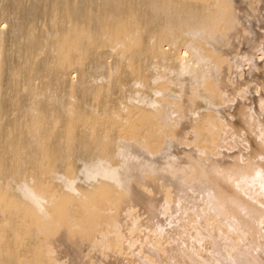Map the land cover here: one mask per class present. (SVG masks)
I'll list each match as a JSON object with an SVG mask.
<instances>
[{"label":"bare ground","instance_id":"1","mask_svg":"<svg viewBox=\"0 0 264 264\" xmlns=\"http://www.w3.org/2000/svg\"><path fill=\"white\" fill-rule=\"evenodd\" d=\"M81 1H83L82 3H84L85 1H88V0H81ZM235 1L236 0H89L88 2H90L89 4L92 5L93 9L90 7V5L87 2L86 3L88 4V6L93 11L89 8L91 11H88V12L89 13L92 12V13H90V15H89V13L86 15V12H85V10L87 9L86 4H85V6L83 5V7H85V8L83 9V7H82L83 10H81L80 9L81 7L79 8L80 5H78L81 2L78 3L75 0H69V1L68 0H59V1L57 0V5L55 8V10H56L55 15H54V18L52 17L53 22L51 23V24H54L55 32L52 34V37H51V40L49 41L50 43L48 44V46H46L47 43L44 44L43 42L39 41L40 38L36 39V38H38L37 37L38 34L35 35L36 32H35V34L33 33V35H32L33 30L31 28H33V27H31V26L36 22V20L38 19L39 15H40V12H41L39 9V6L35 5V3H34V6L30 5L31 8H29L28 10L23 11L20 8L22 10V13H21L22 16L19 19L20 22L31 24V26H30L31 27L30 28L31 33H29L30 37L29 36H28L29 38L27 37V45H26V53H28V56H25V57H27V59H25L26 62L24 64L25 65L24 68L22 67L24 72L27 74L26 75L24 73L25 78H26V76H27V79L33 78V77L35 78V76L36 77L39 76L38 78H40V80H42V79L46 80L47 76L50 77V76L54 75L55 77H57L56 78L57 80L54 83H52V84L48 83L47 84L48 88H50V92H51V93L47 94L48 96L46 94H44L43 92L41 95V93L38 91V86H36L37 88L36 87L34 88L32 85H30V88L32 86L31 89L33 90V88H34V91H36L35 93H37V91H38L41 96L46 95L48 98L46 96L45 97H46V100L48 99V102L51 101L54 104V101H52V100H55V102H58L57 105H59L58 100H60L61 98H58L55 92L60 87H62V88L64 86L69 87L73 83L72 78L75 77V74H79V75L83 76V78H81L80 76L79 77L81 79H84V80H82L79 84L77 82L76 84H78V85L74 86L75 89L74 88L73 89L75 91H78L81 95H83L84 98H86L85 96H87V95H91L92 92L94 91L93 97L95 98V101H96L94 103H97L98 106L100 108H102L103 113L97 115V114H95V111L94 112L90 111L91 113L88 111V112H85L84 114H82L84 111V108H83V111L81 109L82 113H81V111H80V114L75 113V118L73 115V119H74V120L72 119L73 123L70 120L71 118H69L70 121L68 119H66V120H68L67 122H65L66 120L64 121L65 123L71 122V124H66L67 128L69 126V128H68L69 130L64 129V130H68L69 132L64 131L61 128H59L60 131L58 129V132L55 134L54 131L55 130L57 131V129H55L54 131H51L52 128L51 129L48 128V127H52V124L55 121H53L52 124L50 123V126L47 124V126H48L47 127L45 124L46 123L45 119H47L49 117L45 118L46 116L45 117L43 116V114H47V113L49 114L50 111H53V109H52L53 107L51 106L52 110L51 109L49 110L48 109L49 107H48L47 109L49 111L46 113H42V111L44 112L43 107L45 106L44 104H46V101L44 103H42L41 102L42 100H40V102H38L39 100L37 101L36 99H33V100L31 99L32 100V106L31 107L28 106L31 109L30 111L28 109V111L30 112V113L29 112L28 113H29L30 118H31V120H30V118H28L29 119L28 121L31 124L27 125L28 122L26 124H23V122L19 121L22 123L23 126L17 125L19 123L16 124L15 122L18 119L17 120L14 119L15 122L11 123V124H13L11 127H13V128L9 129L10 130V131H8L9 135L7 134L8 139H5V140H7V145H6L7 148L6 149L3 148L2 144L0 142V168H1V166H5V168L3 170H0V183L3 184L4 183L3 180L7 176L15 177L18 181H14V184H11L9 182L8 183L5 182L4 185L0 184L1 185L0 186V209L2 208L3 213L5 212L3 217L5 216V218L7 219L6 227H9L13 231V233H11V234L12 235L14 234V237H15L14 240L18 244H20V245L24 244L23 237L28 233H30L31 235H34V236L41 234V235H43V237L45 236V237H48L49 239L56 241L58 245L60 244L62 247H64V249L70 251V253L74 257V254L76 251V249H75L76 245H74V242L72 240H69V239L62 241L59 237L55 236V230H56L57 226L55 227L56 223L54 222V220L57 221L58 218H61V219L66 218V219L70 220V223H71L70 225H72V227L75 226L79 229L80 234L82 233V235L84 237H86V239H84V240H87L92 246L99 247L102 250H107V249L111 248L109 244L108 245L104 244L105 242H103L102 241L103 239L101 238L102 234H103V231L101 228L102 224H104V223L114 224V221H113L114 217L111 214L109 215L106 212V209L109 207V209L113 212L114 208L117 207V210H118V208H119L118 206H123L122 203L138 202L139 197L137 196V194H136L134 188L131 186L130 182L132 179H135V181L140 182L141 179H140V174H139L138 170L140 168H143L146 171L152 173L154 176H157L163 185L167 186V188L172 189L175 192V194H178L180 197H186L187 196V194H186L187 189H196V190L202 191L203 194L205 195V198L208 200V209L210 211H212L214 214H216L217 217H219V218L229 220V222L231 223L233 228H235L238 231H241L244 234L249 235L252 239L251 247L245 248L241 251H235V252H234V248L232 246L230 248H229V246H224L222 244V242L215 239L213 241L214 252L212 255V260L199 262V261H197V260L195 261L193 259L191 264H264V258H260L254 252L255 244L259 241L260 238H262V236H261L262 233L259 231L258 227H259L260 223L262 221H264V208H262L260 206L259 202H257L254 198H248V197L243 196L241 193V190H240L241 184L246 185L247 181H249L251 183L257 182V184L264 190V163H262L261 160H260V162H258V161H255L251 158V155H252V157L257 156V154H260V153H262V155H263L264 150L260 146H257V144H255L256 146L254 148V152L251 154V152L253 151L252 150L253 147H252V149H251L252 151H249V153L251 155H249V153L247 155L250 157V160H251L250 163L248 164V166H247V164L242 165V166L239 164L238 161L240 159L238 158V156L240 154L238 156H224L223 159L216 161V162H213V163H210L207 166V165H205V163H201L196 158L194 159L192 153L183 152L184 157H182V158H180L181 156L177 157L175 155L176 151L173 154L171 149H170V148H173L172 147L173 145L172 146H171V144L168 145V143H169L168 141L171 138H173L174 135H167L166 134L167 136L166 135L163 136L164 138H162V135H159L158 139L159 138H162V140L164 139L163 140L164 145L168 142L167 143L168 146H163V145L161 146L158 143L160 141H157L158 139L155 140V138H154L156 135L154 137L152 136V134L155 133L154 132L155 128L156 127L158 128V126H156V125L159 122L157 123V121L164 119L163 120V122H164L166 119L167 123H168V121H169L168 119L171 118L170 114H168V112H167L169 109L164 110V108H163V106H165V105H163L161 102L164 100V98L161 99V97L165 96V94L167 92L166 90L170 86L176 85V82L179 85H181L179 87L183 86V88H184L185 83L189 80V79L182 80L179 78H181L182 76L187 78L184 74H186V75L189 74L188 75V77L190 78L189 81L192 84H195L197 86L199 85V87H200L201 85L206 84V83H208V85L211 84V82L213 80H217L216 78L219 77V74H220L219 70H220V67H222L220 65L223 63L222 61L225 60V58L223 57L222 54L228 48L229 44H230V46H232V41L234 40V38L236 36L233 33L234 26L235 25L237 26V24H240V23L235 24L237 21L240 20V19H238L240 14L238 13V16L235 15V12H236V11H234L235 5H236ZM260 1H262V0H260ZM19 2H21V1H19ZM44 2L46 3L47 1L45 0ZM55 2H56V0H55ZM251 3H252V1H251ZM44 4L40 3V5H44ZM261 5L262 4L259 3V5H257L256 7H261ZM19 6L20 5L18 3V7ZM52 6H53V3L51 5V8H52ZM242 7H244V6H242ZM244 9H246V8H244ZM255 11L257 12L258 9H255ZM263 11H264V9H263ZM15 14H17V13H15ZM247 14H248V12H247ZM4 16H3V18H4ZM256 17H257V15H256ZM243 18H245V17L243 16ZM244 20H247L246 23L248 22L247 17ZM251 21L253 22V20H251ZM257 21H256V23H258ZM61 22H63V24H61ZM250 22H249L250 25H248L249 28L247 29V32L249 31L248 34L251 33V36H250L252 38L251 42L252 43H254V42L260 43V45L263 46V49L261 50L263 52V50H264V38H262L261 40L258 38L256 29L253 28L255 25L253 27H250L254 24V23H250ZM21 23L19 24L20 26L22 25ZM44 23H45V21H44ZM20 26H14V27H16V30L15 29L14 30L18 33L21 32V30L23 28ZM26 26H28V25H26ZM44 27H45V25H44ZM4 28H5V30H4ZM258 28L260 30V26ZM6 29L7 28L5 27V25L0 24V30H2V32H0V33H3V30L5 32ZM28 29H29V26H28ZM237 29H238V26H237ZM26 31H25V33H26ZM39 31H43V30H38V32ZM144 31H146V32H144ZM238 31H239V29H238ZM240 31L238 32L239 35L241 33ZM235 32H237V31H235ZM43 33L45 34V32H43ZM144 33H146V34L144 35ZM6 34H7V32H6ZM258 34H259V32H258ZM15 35H16V33H15ZM33 36H34V38H32ZM246 37H245V40L246 39L249 40L248 36H246ZM5 38H7V37H5ZM47 38H49V37H47ZM3 41H4V38H3ZM236 41L238 42V40H236ZM258 43L255 45H259ZM184 44H186L187 47ZM247 44H248V42H247ZM3 46H5V45H3ZM17 46L18 45H16L15 47H17ZM173 46H176V47L179 46V49H178V47L177 48L174 47L175 49L180 50V53H178L179 56L175 54V53H177L176 51H178V50H176L174 53L175 58L178 56V58H176L178 60V62L176 61L174 63L173 62L170 63L169 60L167 62H165L166 61L164 58L165 52H169L170 53L169 55H171L170 47L173 48ZM237 46L240 47V45H238V44H237ZM248 47H250V46L248 45ZM230 49H231V47H230ZM233 49H232V51H233ZM250 49H253V47L252 48L250 47ZM257 51H259V50H257ZM49 53H50V55H52V57H54L53 60L52 61L51 60L50 61L45 60L43 62V60H41L40 56L43 57L44 54L47 56V54H49ZM256 53H254V54H256ZM243 54H244V52H243ZM21 55H25V54H21ZM174 55L172 57H174ZM38 56L40 58H38ZM46 56L43 58L46 59L47 58ZM0 57H1V55H0ZM232 57L235 59L237 57V55H236V57H234L232 55ZM20 58L22 59V57H20ZM34 58L38 61L40 60L42 63H38L37 61H36L37 63H35ZM169 58H170V56H169ZM175 58H172V59H175ZM189 58H191L190 62H192V60L197 62L200 70L198 67H196L197 65L196 66H191V65L189 66V64H188ZM223 58H224V60H223ZM172 59L170 58V61ZM242 59L245 60V57ZM90 60L93 62L92 64L96 65L93 67L99 68V70L105 69L106 67L109 68V71L107 69L108 72H107L106 79L103 77L105 75H102V77L100 75H98L101 77L99 79L100 81H103L104 79L105 80L108 79V83L106 82L107 85H105L104 87H98V85H96L98 83L94 84L93 87L91 86V84L88 85L89 84L88 83L89 78H87V75L85 74V68L88 67L86 62L90 61ZM93 60L94 61L96 60L95 62H97L98 66H97V64L94 63ZM175 60H172V61H175ZM247 60H248V62L246 65H245V63L243 65L241 61L237 62L236 60H234V61H236V63H234V66L236 65L237 69L240 67L244 68V66H247V68L245 70H247L250 73V74H247L248 72L246 73L247 75L251 76V78L249 80L257 83V80L261 79V82H262V80H264V52L262 54H259V56L257 55L253 58H250V59H248L246 57V61ZM15 61H16V58H15ZM19 62H21V61H19ZM228 62L229 61H226L224 63H228ZM22 63H23V61H22ZM145 63H147V64L144 65ZM190 64H192V63H190ZM108 65H110V66H108ZM201 65L207 67L206 68L207 70L205 69L206 71L204 72L203 75H201V74L199 75V73H203V72H200L201 70H203L202 69L203 67ZM225 65H223V66H225ZM90 66L92 68L91 64H90ZM234 66H233V69H235ZM19 67L17 68V66H16V68H17L16 71H18L19 69H21L20 71H22V68L21 67L19 68ZM197 68H198L199 72H198V74H195V73H197L195 70ZM2 69H4V67H2ZM5 69L7 70V68H5ZM89 69L90 68L88 67V70ZM226 69H227V66H226ZM97 70L98 69H96V71ZM228 70H229V68H228ZM231 70L232 69H230V73H231ZM86 71H87V69H86ZM91 71H92V69H90V72ZM101 71H104V70H101ZM223 71H224V69H223ZM0 72H1V70H0ZM8 72H9V70H8ZM18 72H17V74L20 73V72L19 73ZM90 72H88V74L92 75L93 71L91 73ZM147 72L149 74L148 78H151V80L153 82L155 81V83H157V82L159 83L158 87L157 86L155 87V89L157 88L156 90L154 89V90H150V91H153V92L155 91V93L160 97L161 102H157L158 99H156L157 100L156 102H154V100L153 101L149 100L143 94L145 92V90L143 88L142 89L144 91L139 90L141 84L145 85V83L143 84V80L145 78L147 79V75H146ZM10 73H11V71H10ZM43 73L46 74L47 76H45ZM104 73L106 74V72H104ZM24 74H23V76H24ZM42 74H43V76H41V77L45 76L46 78L44 77L41 79L40 75H42ZM180 74L181 75L183 74V75L181 76ZM259 74H261L260 75L261 77H258ZM15 75H16V73L14 74V76ZM21 75H22V73H21ZM175 75L177 77L179 75V78H178L179 81L174 78ZM232 75L233 74H231L230 76H232ZM14 76H12V78ZM5 77L8 78L7 75ZM16 77H17V79L21 78L20 75H19V77L18 76H16ZM223 77L221 76L222 80H225L226 77L225 78H223ZM92 78H94V77H92ZM17 79L16 78L12 79L13 80L12 82L15 85L18 84ZM27 79H26V81H28ZM96 79H98V78H96ZM245 79H247V78H245ZM175 80H176V82H175ZM29 81H30V79H29ZM74 81H76V80H74ZM146 81H148V79ZM146 81H144V82H146ZM234 81H235V79H234ZM9 82H10V80H9ZM92 82H93V80H92ZM153 82H150V83H153ZM204 82H206V83H204ZM13 83H11L10 86L11 85L13 86ZM150 83H149V86L152 85V84L150 85ZM242 83H244V82H242ZM22 84H21V86H22ZM34 84L37 85L36 81ZM178 84H177V86H178ZM224 84H226V82ZM40 85H44V84L42 83ZM95 85L97 88L95 87ZM222 85H221V87H222ZM231 85H234V84H231ZM240 85L242 86V85H246V84L240 83ZM45 86L46 85H44V87ZM145 86L148 87V85H145ZM44 87H40V88H43V90H44ZM146 87H144V88L146 89ZM210 87H212V89H214L213 86H210ZM224 87H222V88H224ZM258 87H259V84H258ZM15 88H16V86H15ZM70 88H72V87H70ZM148 88L150 89V87H148ZM251 88H253V86ZM151 89H152V87H151ZM173 89H174L173 91H176L175 88H173ZM204 89L206 90L207 88H204ZM235 89H236V86H235ZM46 90H47V88H46ZM66 90H67V88H66ZM68 90L70 91V89H68ZM178 90H180V89H178ZM219 90H220V88H219ZM219 90H218V87H216V91H212V92H217ZM246 90L248 91V89H246ZM254 90H255V88H254ZM12 91H14V89ZM40 91H42V90H40ZM183 91H184V89H183ZM224 91H222V92H224ZM232 91H234V90L232 89ZM252 91H253V89H252ZM259 91L260 90H258V92ZM47 92H49V91H47ZM116 92H117V94L120 92L122 96L120 94L119 95L116 94V96H115L116 99L114 98V100H117V96H120L119 100L120 99L121 100L116 102V104H115L114 103L115 101L114 102H112L111 100L109 101L108 98L111 99L112 95H113L112 96V98H113L114 97L113 93H116ZM141 92H143V93H141ZM204 92L205 91L201 92L200 94H202ZM222 92L221 93L219 92V94H222ZM149 93H147V96ZM173 93H175V92H173ZM190 93H191V90H190ZM73 94H75V93H73ZM168 94H170V93H168ZM197 94H198V92H197ZM40 95H37L36 98ZM79 95L78 96L75 95V96H77L76 99H78V100H80L78 98ZM149 95H151V93ZM171 95H172V93H171ZM215 95H217V94H215ZM215 95L212 98H215ZM252 95H253V92H252ZM32 96H34V98H35V95H32ZM58 96H59V93H58ZM166 96H167V94H166ZM211 96H213V95H211ZM218 96L216 99L221 98V101L220 100H218V101H220L222 103V99L224 96L223 97L219 96L220 98H218ZM258 96H255V97H258ZM153 97H154V95H153ZM175 97L176 96H174V98ZM188 97H186V98H188ZM250 97H253V96L250 95ZM80 98H81V96H80ZM82 98H81V100H82ZM155 98H156V96H155ZM209 98H211V97L209 96ZM226 98H228V95ZM42 99H43V97H42ZM253 99H254V97H253ZM256 99L257 98H255L254 100H256ZM107 100H108V102H107ZM170 100H171V98H170ZM182 100H184V99H182ZM211 100H214V99H211ZM225 100H223V101H225ZM234 100H236V99H234ZM250 100H252V98L249 99L248 101H250ZM254 100H253V103L255 102ZM11 101L13 102L14 107L15 106L18 107V105L21 104V107L18 109L22 108L23 103H20L21 101L18 102L17 100H11L10 99V102ZM61 101H63V99ZM68 101L70 103L71 100H68ZM85 101H87V100H85ZM218 101H216V103H218ZM71 102L73 103V101H71ZM184 102L188 103V101H184ZM193 102H194V104L192 102L191 103L193 105H195V103H198L199 101H195V99H194ZM250 102L252 103V101H250ZM257 102H255L256 105L254 103L255 106H252V107H255V108H253V110H254L253 114H255V116L257 117L259 122H261V124L263 126V123H264V102L260 101V103L258 102L259 104ZM65 103L66 102L64 101V104ZM90 103H91V101H90ZM202 103H204V101ZM207 103H209V102H207ZM219 103L217 104L218 106H216L215 109L220 114H223L224 111L226 110L227 115L224 113V116L226 115V117H224V119L225 118L227 119V117L230 116L228 114H230V112H232L231 110L234 109V107H233L234 105L228 106V104H226L227 105L226 106L223 103L222 104H219ZM244 103L246 104V101ZM253 103H252V105H253ZM50 104L48 103L46 105V107ZM200 104L201 103L199 102V105H197V106H200ZM236 104H239V103H236ZM245 104H242V105L244 106ZM54 105H56V103ZM72 105H74V104H72ZM85 105H86V103H85ZM90 105H93V103H91ZM90 105H88V106H90ZM247 105H249V104H247ZM88 106H84V107H88ZM94 106H96V105H94ZM94 106H92V107H94ZM126 106L127 107L132 106V107H129V112H127L128 114H126L127 116L125 115V117H124L125 119H124L123 118L124 115H122V112L125 111V109L127 108ZM185 106L188 107L187 104ZM191 106H190V108H191ZM197 106H195V108ZM63 107H64V105H63ZM186 107L184 109V105H183L181 108L186 110ZM89 108H91V107H89ZM100 108L98 110L100 112H102L100 110ZM192 108L195 109L194 106H192ZM201 108L202 107L200 106V109ZM203 108L207 109V106L203 107ZM22 109H21V111L23 112L24 109L23 110ZM58 109H60L59 106H57V110ZM75 109L78 110V107H76ZM197 109H198V107H197ZM206 109H204V110H206ZM26 110L27 109H25V113H27ZM86 110H88V108ZM184 110H183V112H184ZM190 110H189V113L187 112L188 114H191ZM241 110L243 111L242 108H241ZM250 110H252V109H250ZM253 110H252V112H253ZM68 111L70 112V107H69ZM186 111H188V110H186ZM212 111H214V110H212ZM234 111H235V109H234ZM55 112H57V111H55ZM71 112H73V111L71 110ZM178 112L180 113L181 111H178ZM192 112L194 113V110ZM237 112H239V111L237 110ZM209 113L210 112H208V114ZM213 113H214L213 114L214 116H212V119H214V117H215V112H213ZM51 114L52 113H50V115ZM57 114H59V113L57 112ZM63 114H65V113L62 110V116L64 117ZM76 114H78V115H76ZM218 114H217V116H218ZM29 115L27 114L26 117ZM181 115H183V114H181ZM192 115H194V114H192ZM59 116L61 117L60 119H62L61 113L59 114ZM68 116L70 117L71 114ZM173 116H175V115H173ZM173 116H172V118H173ZM182 117H181V119H182ZM196 117H198V116L196 115ZM216 117H215V119H216ZM210 118L211 117L209 115H202L196 119V122H195V120L194 121L191 120V121L195 122V125L194 124L192 125L193 127H195L194 129L197 130V131H195V133L197 132L199 135L202 136L205 133L204 131L206 130V128L209 125H212L215 121L214 120L212 123L210 121ZM221 118H220V120H221ZM238 119H239V117H238ZM9 120H11V119H9ZM51 120H52V116H50L48 121H51ZM184 120H186V117L184 118ZM220 120L216 121V122H220ZM245 121H244V119L243 120L239 119L233 125L234 131H237V133H238L237 129L240 130L243 128L245 130V128H248L250 123H247L248 121L247 122H245ZM79 122L80 123L83 122V124H81L83 129L89 128L90 131H88L89 132L88 135L86 134L87 136L82 135L85 131L84 130L82 131V129H79V125H80ZM221 122H222V120H221ZM234 122H235V120H234ZM252 122H254V121H252ZM0 123H1V121H0ZM57 123L58 122L56 120V124ZM232 123H233V121H232ZM56 124L54 123L53 125L55 126ZM114 124L121 125V128L119 129L118 125H115L118 127L119 130L116 127H114V128H116L117 130L114 129L112 127ZM163 124L164 123L159 124V127H161L160 125H162V128H163L164 127ZM169 124H170V121L167 125H169ZM222 124H218V128H219V125H220V127H222ZM24 125L27 127H24ZM58 125H56V126L58 127ZM66 125H64L65 126L64 128H66ZM170 125H172V124H170ZM226 125H227V123H226ZM226 125H223L224 128ZM59 126H61V124ZM216 127H217V125H216ZM54 128H56V127H54ZM186 128H187V125H186ZM100 129L104 130L103 131L104 134L99 132ZM109 129H111V131L114 129V131L116 130L117 132L115 131L116 133H112V132H114V131H112L110 133ZM168 129L169 128H167V130ZM173 129H170V130H173ZM219 129H223V128H219ZM163 130H165V129H163ZM186 130H189V129H186ZM208 130H206V132H208ZM215 130H217V129H215ZM217 131H223V130H217ZM247 131H249V130H247ZM158 132H161V134H162V130L161 131L158 130ZM86 133H87V131H86ZM167 133H168V131H167ZM192 133H194V130L192 131ZM218 133H219L218 136H220L221 132H217V134ZM54 134H55V136H54ZM205 134H207V137H208V133H205ZM209 134H210V132H209ZM150 135L154 138L155 141L149 140ZM189 135H191V137H193V138H194V136L197 137V134L196 135L189 134ZM0 136H2V135H0ZM27 136H28V138L31 137V140L33 138V142H30V139L28 141L27 140L28 138L26 139ZM170 136H172V137L170 138ZM183 136H184V134H183ZM218 136H217V140H218ZM179 137H181V136L179 135ZM214 137H216V136L214 135ZM221 138H223V137H221ZM250 139H252V137ZM256 139H258V138H256ZM159 140H161V139H159ZM162 140H161V144H162ZM166 140H168V141H166ZM194 140H195V138H194ZM200 140H201V138H200ZM215 140H216V138H215ZM128 141L132 142V144L128 143ZM5 142H3V143H5ZM196 142L197 141H195V143ZM250 142H253V141H250ZM256 142L257 141H255V143ZM86 143H87L86 147L88 146L90 149H92V148L95 149L94 151H96L95 152L96 155H95V159L92 162L90 161L91 163L88 164L89 166L84 168L85 175L89 179H92L91 177H93V176H98L99 178H101L104 181H102L99 184H93L91 186V188L93 190L89 189L88 191H86L85 194L82 195V200L81 199L80 200H81V202L83 201L85 205H84V208L81 210H77V209L73 210L74 207L72 209L70 208V206H71L70 202H72L74 199L76 200V198H74L73 195H70V194L60 195L58 193L52 194L53 192L50 193L51 191L48 189L47 186H45V182L42 181V177L40 176L41 174H40L39 170H38L39 174L34 175V177H32V176L30 177V176L25 175V174L23 175V173H22V169L25 166L24 165L25 160L26 161L28 160V162H26L28 166L29 165L32 166V164H33V166L36 165L37 168H39V167L42 168L44 166L43 168L45 169L46 168L45 166L49 164V167L53 169V165H55L56 162H57L56 165L57 164L60 165L58 163V161L60 160L62 153H64L65 151L67 153H69L70 148L71 147L75 148L76 146H79V148L84 147V149H85ZM216 143H217V141L215 142V145L217 147L218 143L217 144ZM130 144L131 145L135 144V145L130 146ZM203 145H205V144H203ZM3 146H5V145H3ZM176 146H177V144H176ZM211 146L214 147V143ZM27 147H30L31 150L33 147V152L35 154L32 157V153H30L31 155H30L29 159H25L26 158L25 156H27L28 153L25 156L22 154L23 151H25ZM47 148H50L49 151ZM202 148H203V146H201V149ZM191 149L192 148H190V150ZM6 150L7 151L10 150L13 154V156H11V157L13 158V161L15 162V164H13L14 167H12L10 164L8 165L7 158H6V156H4L5 155L4 153L7 152ZM72 151L74 153V150H72ZM75 151H76V149H75ZM84 151H81V155H84V154H82ZM73 153H70V155H73ZM79 153L80 152H77L76 154H79ZM86 153H87V150H86ZM240 153H241V151H240ZM12 154H10V155H12ZM177 154H179V152ZM243 154H242V156H243ZM180 155H181V153H180ZM90 156L92 157V155H90ZM70 158H72V157L70 156ZM248 158H247V160H248ZM259 158H258V160H259ZM114 159L115 160L119 159V160L124 161L123 163H121V167H118V168L114 167L115 166L114 163L116 162ZM13 161L11 160V162H13ZM248 162H249V160H248ZM237 163L239 166L237 165ZM56 165L54 166V168L59 167L58 165L56 167ZM70 165H71V163H70ZM86 165L87 164H85V166ZM133 165H135V167ZM136 165H137V167H136ZM47 168H48V166H47ZM52 169H50V170L52 171ZM58 169L60 170V167ZM52 172H56V171H52ZM68 173H70V171H68ZM45 175H47V174H45ZM62 175L63 174H61L60 175L61 177H59V178L61 179V181L64 185L63 187H65L70 192H73L74 194L75 193L78 194V192L74 189V180L75 179L72 178V175L71 174H69V175L65 174L64 176H62ZM54 176H55V173H54ZM50 177L52 178V176H49V178ZM55 177H58V176H55ZM55 177H54V179H55ZM47 178H46V180H48ZM51 178L49 180H51ZM34 180H39L41 183H44V184H42L43 189L39 193H38V191H36L35 187L33 186ZM54 181H52L53 183L52 182L51 183L54 184ZM55 184H56V182H55ZM14 186H15V188H17L19 190V192H18L19 195H14L12 193L13 192L12 190L13 189L15 190V188H13ZM48 186L51 187L50 184ZM17 189H16V191H17ZM165 194H163V195L166 196ZM118 195L121 196L122 201H124V202L120 203L119 202L120 200H117V201L113 200L114 196H118ZM170 195L172 196V193ZM76 196H78V195H76ZM171 198L169 196L166 200L168 207H169V204L172 203ZM43 204H45V206H49L53 212H51V213L50 212L49 213L43 212V211H45V207L43 209V206H42ZM120 204H122V205H120ZM125 205H126V203H125ZM5 207L6 208L13 207V210L11 209V211L8 212L7 210H5L6 209ZM121 208L124 209L123 207H121ZM126 208H127V205L125 207V210H126ZM125 210H123V211H125ZM151 210L152 209H150V211ZM123 211H121L122 214L125 213ZM109 213H111V212H109ZM22 217L24 218V220ZM19 218L22 219L23 221H27L30 218L32 220V226L36 230L35 229L32 230L31 227H30L31 229L28 230L29 228H27V226H24L25 224H21V221L19 220ZM25 218L27 220H25ZM38 236H40V235H38ZM83 236H82V238H84ZM99 237L102 240H100ZM54 241L52 242V244L54 243ZM115 241L117 242V240H115ZM85 242L86 241H84V243ZM1 246H0V248H1ZM38 246H36L35 250L32 248L35 252L33 259H24V260H18L15 257V253L1 254V250H0V264H48L49 262L46 263L47 258L44 259L45 256H44V258L42 256L43 255L42 249H41L42 245H40L41 247H38ZM29 247L30 246H28V248ZM258 248H261V252L264 255V246L260 245V246H258ZM74 259H76V258H74ZM98 262H99V264L105 263L104 260H102V258H99ZM94 263H97V262L95 261ZM145 264H150V263L145 262ZM171 264H175V263H171Z\"/></svg>","mask_w":264,"mask_h":264},{"label":"rangeland","instance_id":"2","mask_svg":"<svg viewBox=\"0 0 264 264\" xmlns=\"http://www.w3.org/2000/svg\"><path fill=\"white\" fill-rule=\"evenodd\" d=\"M19 1H21V2H19ZM45 1V0H44ZM43 0H0V24H3V25H5V27L7 28L6 29V31L4 32V30H5V28H4V30H3V33H0L1 35H0V55H1V57H0V70H1V72H0V121H1V123H0V135H2V136H0V142H1V144H2V147L3 148H7V140H5V139H8L7 138V134H8V131H10L9 129L10 128H13V127H11L13 124H11V123H13V122H15L14 121V119L15 120H17L15 123L17 124V123H19V124H17V125H22V123L21 122H23V124H26L27 122V125H30L31 123H29V119L28 118H30V115H29V111L31 110L30 109V107L32 106V100L33 99H36L38 102H40V100H42L41 102L42 103H44L45 101H46V104H44L45 106L43 107V110H44V112L42 111V113H46V112H48L50 109H51V106L53 107L52 109H53V111H50L49 112V116L47 115V114H43V116L45 117V118H47V117H49L50 118V116H52V122L51 121H48V119L49 118H47V119H45L46 121V126H47V124L50 126V123L52 124L53 123V121H55L54 123L56 124V120H57V124L56 125H58L59 123L61 124V126H59L58 125V127L55 125H53L52 124V127H48V128H52L51 129V131H54L55 129H57V131L55 130L54 131V133L56 134L57 132H58V129L59 128H61L62 130H64V129H68L69 128V126H68V128H67V125L66 124H71V122L69 123H65V122H67L68 120H69V118H71L70 120L72 121V123H73V115H74V118H75V113H79L80 114V111H81V109H82V111H83V108H84V111H83V113H82V111H81V113L82 114H84L85 112H94L95 111V114H97V115H99V114H101V113H103V111H102V108H100L99 106H98V104L97 103H94V102H96L95 101V98L93 97V92H92V96L91 95H87V96H85L86 98H84V96L83 95H81L78 91H75L74 89H75V87L74 86H77L82 80H84V79H81V78H83V76H81V75H79V74H75V77H73L72 78V84L69 86V87H67V86H64L63 88L62 87H60V88H58L57 89V91L55 92L56 93V95H57V97L58 98H61L60 100H58L59 101V105H57L58 104V102H55V100H52V101H54V104L56 103V105L57 106H59V108L61 109H58L57 110V106L56 105H54L51 101L50 102H48V99L46 100V97L48 96L47 94H49V93H51L50 92V88H48V83L49 84H52V83H54L57 79V77H55L54 75H52V76H47L46 74H44L45 76H47V78H46V80L45 79H42V78H44V77H41V76H43V74L42 75H40V77H41V79L42 80H40V78H38V77H36L35 76V78L33 77V78H28L27 79V76H26V78H25V72H24V70H23V68H24V64H25V62H26V60L25 59H27V57H25V56H28V53H26V45H27V37L29 36L30 37V34L29 33H31L30 32V30L32 29L33 31H32V35H33V33L35 34V32H36V34L35 35H37V37L38 38H36V39H39L40 38V40L39 41H41V42H43L44 44H46V46H48V44L50 43L49 41L51 40V37H52V34L55 32V27H54V24H51L52 22H53V18H54V15H55V8H56V5H57V0H56V2H55V0H46L47 2L45 3ZM59 1V0H58ZM69 1V0H68ZM75 1H77L78 3L79 2H81L80 4H78V5H80L79 6V8L81 9V10H83L85 7H83V5L85 6V4H86V8L88 9H86L85 10V12H86V15L89 13L88 11H91L92 9H93V7H92V5L91 4H89L90 2H88V1H85L84 3H82L83 1H79V0H75ZM251 1H252V3H251ZM258 0H236L235 1V10L234 11H236L235 12V15L236 16H238V13L240 14L239 15V17H238V19H240L239 21H237L235 24H237V23H240V24H237V26H238V29H239V31L241 32L240 33V35H239V31H238V29H237V26L235 25L234 26V30H233V33H234V35H236L235 36V38H234V40L232 41V46H230V44L228 45V48L225 50V52H223V57L225 58V60L226 61H229L228 63H224V62H226L225 60H224V58H223V60L224 61H222L223 63L220 65V66H222V67H220V70H219V77L218 78H216L217 80H213L212 82H211V84H209L208 85V83H206V82H204V83H206V84H203V85H201L200 87H199V85L197 86V85H195V84H192L189 80H190V78L188 77V75L189 74H184L187 78H185L184 76H182L181 74V76L184 78H179V75H178V77L176 76H174V78L176 79V80H178L179 81V79H182V80H187V79H189L186 83H185V87L183 88V86L182 87H179V86H181V85H179L177 82H176V80H175V82H176V85H172V86H170L166 91V94H167V96L169 97H167L166 96V94H165V96H163V97H161V99L162 98H164V100L161 102L160 100V97L155 93V91L153 92V91H150V90H154L155 89V87L157 86L158 87V85H159V83L157 82V83H155V81L153 82L152 80H151V78H148L149 77V74H148V72H147V79H148V81H146L145 79L143 80V84L145 83V85H148V87H150V89L148 88V87H146L145 85H142L141 84V86H140V88H139V90H142V91H144L145 90V92L143 93V92H141V93H143L149 100H154V102H156L157 100L156 99H158V101L157 102H161L163 105H165V106H163V108H164V110L165 109H169L167 112H168V114H170V116H171V118L170 119H168L169 121H170V124H172V125H167L168 123H169V121H168V123H167V120L165 119V121L163 122V120L164 119H162V120H160V121H157V125L156 126H158V128L156 127L155 128V133L154 134H152V136L154 137L155 135V140L156 139H158V137H159V135H162V138H164L163 136H165L166 134L167 135H174L173 136V138H171L172 136H170V138L172 139H170L169 141L168 140H166V141H168L167 143H168V145H170L171 144V146L174 148H170L171 149V151H172V153L174 154V152L176 151V153H175V155L177 156V157H180V158H182V157H184V153L183 152H189V153H192V155H193V158L195 159H197V160H199L201 163H205V165H209L210 163H213V162H216V161H219V160H221V159H223V157L224 156H238L239 154V156H238V158L240 159H238L239 161V164L242 166V165H246L247 164V166H248V164L250 163V157L249 156H247L248 155V153H249V151H252L251 152V154L254 152V148H255V144H257V146H260L263 150H264V123H263V126H262V124H261V122H259V120L257 119V117L255 116V114H253L254 113V110H253V108H255V107H252V106H255L256 105V103L255 102H259L260 103V101H263L264 102V80H262V82H261V79H259V80H257V83L259 84V87H258V84L256 83V82H252V81H250L249 79L251 78V76H249V75H247V74H250L247 70H245L246 68H247V66H244V68H238L237 69V66L235 65L234 66V63H236V61L237 62H242V64L244 65V63H245V65L247 64V62H248V60L246 61V57L248 58V59H250V58H253V57H255V56H259V54H262L263 52H264V50H263V52L261 51L262 49H263V46L262 45H260V43H258V42H254V43H252L251 42V40H252V38L250 37L251 36V33H249L248 34V32H247V29L249 28V26L248 25H250L249 24V22L251 21V20H253V22L251 21L250 23H254L252 26H250V27H253L254 25V27L253 28H255L256 29V32H257V36H258V38L261 40L262 38H264V11H263V9H264V0H262V1H258ZM32 2V3H31ZM90 5V7L92 8H90L89 6H88V4ZM18 3H19V7H18ZM31 3V4H30ZM34 3H35V5H37V6H39V9H40V11L42 12H40V15H39V17H38V19L36 20V22L31 26V24H28V23H21L20 22V17L22 16L21 15V13H22V10L23 11H25V10H28L29 8H31V6H34ZM40 3L41 4H44V5H40ZM52 3H53V6H52V8H51V5H52ZM248 3V4H247ZM251 3V4H250ZM257 3V4H256ZM259 3L260 4H262L261 5V7H256L257 5H259ZM48 4V5H47ZM242 4V5H241ZM10 7H9V6ZM28 5V6H27ZM31 5V6H30ZM50 5V6H49ZM30 6V7H29ZM45 6V7H44ZM242 6H244V7H242ZM17 7V8H16ZM82 7H83V9H82ZM22 10H21V9ZM54 8V9H53ZM91 10H90V9ZM244 8H246V9H244ZM255 9H258V13L260 14H258L256 11H255ZM261 9V10H260ZM16 10V11H15ZM15 11V12H14ZM44 11V12H43ZM50 11V12H49ZM93 11V10H92ZM255 11V12H254ZM246 12V13H245ZM247 12H248V14H247ZM4 13V14H3ZM15 13H17V14H15ZM48 13V14H47ZM90 13H92V12H90ZM90 13H89V15H90ZM263 13V14H262ZM11 14V15H10ZM5 15V16H4ZM255 15V16H254ZM256 15H257V17H256ZM3 16H4V18H3ZM243 16L246 18L247 17V19H248V24L246 23V21L247 20H244L245 18H243ZM7 19H6V18ZM47 17V18H46ZM53 17V18H52ZM250 17V18H249ZM256 17V18H255ZM43 18V19H42ZM49 18V19H48ZM252 18V19H251ZM237 19V20H238ZM258 21H257V20ZM42 20V21H41ZM47 20V21H46ZM52 20V21H51ZM244 20V21H243ZM22 24L21 26L19 25L20 23ZM44 21H45V23H44ZM241 21V22H240ZM256 21L259 23H256ZM5 22V23H4ZM8 22V23H7ZM11 22V23H10ZM19 24H18V23ZM43 23V24H42ZM61 24H63V22H61ZM258 24V25H257ZM24 25V26H23ZM26 25H28L29 26V29H28V26H26ZM37 27H36V26ZM43 25V26H42ZM44 25H45V27H44ZM48 25V26H47ZM257 25V26H256ZM14 26H20V27H23L22 28V30H21V32H16L15 30H16V27H14ZM27 28H26V27ZM33 27V28H31V27ZM36 28H35V27ZM47 26V27H46ZM50 26V27H49ZM54 28H53V27ZM240 26V27H239ZM245 28H244V27ZM260 26V30H259V27ZM44 27V28H43ZM31 28V29H30ZM10 29V30H9ZM15 29V30H14ZM245 29V30H244ZM27 30V31H26ZM36 30V31H35ZM38 30H43V31H39L38 32ZM47 32H46V31ZM263 30V31H262ZM25 31H26V33H25ZM235 31H237V32H235ZM0 32H2V30H0ZM6 32H7V34H6ZM16 33V35L18 36H16L15 35V33ZM42 32V33H41ZM43 32H45V34L43 33ZM144 32H146V31H144ZM247 32V33H246ZM258 32H259V34H258ZM263 34H261V33ZM29 35H28V34ZM40 33V34H39ZM247 35H246V34ZM146 33H144V35H145ZM238 34V35H237ZM15 35V36H14ZM27 35V36H26ZM34 35V36H35ZM44 35V36H43ZM4 36V37H3ZM34 36L32 37V38H34ZM40 36V37H39ZM238 36V37H237ZM246 36H248V39L249 40H245V37ZM5 37H7V38H5ZM16 37V38H15ZM25 37V38H24ZM28 37V38H29ZM47 37H49V38H47ZM3 38H4V41H3ZM237 38V39H236ZM241 38V39H240ZM247 38V37H246ZM25 39V40H24ZM47 41H46V40ZM6 40V41H5ZM43 40V41H42ZM236 40H238V42L236 41ZM241 40V41H240ZM245 40V41H244ZM259 40V41H260ZM18 41V42H17ZM247 42H248V44H247ZM2 43V44H1ZM15 43V44H14ZM17 43V44H16ZM20 43V44H19ZM234 43V44H233ZM250 43V44H249ZM259 44V45H255V44ZM24 44V45H23ZM237 44L238 45H240V47L239 46H237ZM3 45H5V46H3ZM16 45H18L17 47H15ZM186 47H187V45L186 44H184ZM248 45L252 48L253 47V49H250V47H248ZM252 45V46H251ZM14 48H13V47ZM256 46V47H255ZM174 47H176V46H173V48ZM178 47V49H179V46H177ZM176 47V48H177ZM185 47V48H186ZM230 47H231V49H230ZM237 47V48H236ZM261 47V48H260ZM172 47H170V49H171V55H169L170 53L169 52H165V56H164V58H165V62H167L168 60H169V62L170 63H174V62H178V60L176 59V58H178V56H179V54L178 53H180V50H178V49H173ZM234 48V49H233ZM239 48V49H238ZM11 49V50H10ZM14 49V50H13ZM17 49V50H16ZM232 49H233V51H232ZM259 50V51H257V50ZM3 50V51H2ZM10 50V51H9ZM25 50V51H24ZM173 50V51H172ZM176 50H178V51H176ZM186 50V49H185ZM250 50V51H249ZM252 50V51H251ZM5 51V52H4ZM175 51L177 52V53H175ZM261 51V52H260ZM16 52V53H15ZM21 52V53H20ZM227 52V53H226ZM243 52H244V54H243ZM257 52V53H256ZM2 53V54H1ZM13 53V54H12ZM19 53V54H18ZM173 53V54H172ZM174 53L176 54V55H178L176 58H175V55H174ZM235 53V54H234ZM254 53H256V54H254ZM18 56H17V55ZM21 54H25V55H21ZM174 55V57H172ZM232 55L234 56V57H236V55H237V57L234 59L233 57H232ZM250 55V56H249ZM254 55V56H253ZM5 56V57H4ZM7 56V57H6ZM46 55L44 54L43 55V57H45ZM169 56H170V58L172 59V58H175V59H172V60H175V61H170V58H169ZM230 56V57H229ZM245 57V60L244 59H242V58H244ZM18 57V58H17ZM20 57H22V59L20 58ZM37 57V56H36ZM35 57V58H36ZM41 57V60H43V62L45 61V60H48V61H52L53 60V58L54 57H52V55H50V53L49 54H47V58L46 59H44L42 56H40ZM39 56H38V58H40ZM167 57V58H166ZM227 57V58H226ZM250 57V58H249ZM15 58H16V61H15ZM34 58V62L35 63H42L40 60L38 61V60H36ZM43 58V59H42ZM230 58V59H229ZM238 58V59H237ZM6 60V61H5ZM14 60V61H13ZM234 60H236V61H234ZM11 61V62H10ZM19 61H21V62H19ZM22 61H23V63H22ZM37 61V62H36ZM91 61V60H90ZM87 61L86 63H87V65H88V67L90 68V69H92V75L90 74H88V72H90V69L88 70V67H86L85 68V74L87 75V78H89V84L88 85H90L91 84V86L93 87L94 86V84H96V83H98V84H96V85H98V87H104L105 85H107V83H108V79L107 80H105L106 79V77H107V72L109 71V68L108 67H106L105 69H100L99 70V68H96V67H93V66H96V65H94V64H92L93 62L91 61ZM94 61V60H93ZM96 61V60H95ZM94 61V63L95 64H97V62H95ZM191 61V58H189V62H188V64H189V66L191 65V66H196V67H198V64H197V62L196 61H194V60H192V62H190ZM244 61V62H243ZM8 62V63H7ZM194 62V63H193ZM11 63V64H10ZM21 65H20V64ZM92 65V68H91V66H90V64ZM190 63H192V64H190ZM231 65H230V64ZM147 63H145L144 65H146ZM226 64V65H225ZM229 64V65H228ZM7 65V66H6ZM10 65V66H9ZM13 65V66H12ZM37 65V64H36ZM223 65H225V66H223ZM16 66H17V68L20 66L21 68H22V71H20L21 69H19L18 71L20 72H18V71H16ZM97 66H98V64H97ZM108 66H110V65H108ZM187 66V65H186ZM202 66V65H201ZM200 66V67H201ZM226 66H227V69H226ZM232 66V67H231ZM233 66H234V68L235 69H233ZM2 67H4V69H2ZM19 67V68H20ZM203 67V68H202ZM201 68L204 70H201L200 72H203V73H199V75L201 74V75H203L204 74V72L207 70L206 68L207 67H205V66H202ZM205 67V68H204ZM225 67V68H224ZM5 68H7V70L5 69ZM199 68V67H198ZM198 68L197 69H195L196 70V72L197 73H195V74H198ZM222 68V69H221ZM228 68H229V70H228ZM86 69H87V71H86ZM95 71H94V70ZM96 69H98L97 71H96ZM107 69H108V71H107ZM206 69V70H205ZM223 69H224V71H223ZM230 69H232L231 70V73H230ZM237 69V70H236ZM244 69V70H243ZM8 70H9V72H8ZM13 70V71H12ZM15 70V71H14ZM101 70H104V71H101ZM199 70H200V68H199ZM234 70V71H233ZM10 71H11V73H10ZM244 71V72H243ZM6 72V73H5ZM16 73V75L14 76V74ZM17 72L19 73V74H17ZM53 72V71H52ZM90 72V73H91ZM100 72V73H99ZM104 72H106V74L104 73ZM236 74H235V73ZM248 72V73H247ZM8 73V74H7ZM21 73H22V75H21ZM25 73V74H24ZM97 75H96V74ZM99 73V74H98ZM104 73V74H103ZM222 73V74H221ZM230 73V74H229ZM247 73V74H246ZM11 74V75H10ZM23 74H24V76H23ZM224 74V75H223ZM229 74V75H228ZM231 74H233L232 76H230ZM8 76V78L7 77H5V76ZM19 75H20V77L21 78H18L17 79V77L16 76H18L19 77ZM27 75V74H26ZM78 75V76H77ZM96 77H95V76ZM98 75H100L101 77H102V75H105V76H103L104 78V82L103 81H100L99 79L101 78L100 76H98ZM226 75V76H225ZM261 74H259V76L258 77H261L260 76ZM11 76V77H10ZM12 76H14L17 80H18V84L17 85H15L12 81V79H15L14 77L12 78ZM81 78H80V77ZM94 77V78H92V77ZM221 76L223 77V78H225L226 77V79L225 80H222V78H221ZM238 76V77H237ZM245 78H247V79H245ZM248 76V77H247ZM25 78V79H24ZM53 78V79H52ZM91 78V79H90ZM96 78H98V79H96ZM179 78V79H178ZM221 78V79H220ZM232 78V79H231ZM243 78V79H242ZM26 79L28 80V81H26ZM29 79H30V81H29ZM234 79H235V81H234ZM237 79V80H236ZM239 79V80H238ZM9 80H10V82H9ZM36 81V83H37V85L36 84H34L35 83V81ZM39 80V81H38ZM44 80V81H43ZM74 80H76V81H74ZM92 80H93V82H92ZM98 80V81H97ZM227 80V81H226ZM230 80V81H229ZM242 80V81H241ZM245 80V81H244ZM43 81V82H42ZM48 81V82H47ZM144 81H146L147 83L149 82H153V83H150V85L151 86H149V83L147 84L146 82H144ZM237 81V82H236ZM248 81V82H247ZM7 82V83H6ZM51 82V83H50ZM78 82V84H76ZM107 82V83H106ZM214 82V83H213ZM218 82V83H217ZM221 84H220V83ZM226 82V84H224ZM234 82V83H233ZM242 82H244L246 85H240V83L241 84H244V83H242ZM11 83H13V86L11 85L10 86V84ZM23 83V84H22ZM29 83V84H28ZM44 84V85H46L45 87H44V85H40V84ZM104 83V84H103ZM217 83V84H216ZM237 83V84H236ZM253 83V84H252ZM256 85H255V84ZM21 84H22V86H21ZM93 84V85H92ZM177 84H178V86H177ZM193 86H192V85ZM225 86H223V85ZM231 84H234V85H231ZM16 86V88H15V86ZM30 85H32L34 88L36 87V86H38V91L41 93V95H42V92L44 93V94H46V95H43V96H41L40 94H39V92L37 91V93H35L36 91H34V88H33V90L31 89L32 88V86H31V88H30ZM40 85V86H39ZM96 85H95V87H96ZM103 85V86H102ZM191 85V86H190ZM217 85V86H216ZM221 85H222V87H224V88H222L221 87ZM263 85V86H262ZM197 86V87H196ZM206 86V87H205ZM210 86H213V88L215 89H212V87H210ZM227 86V87H226ZM235 86H236V89H235ZM248 86V87H247ZM253 86V88H251ZM40 87H44V90H43V88H40ZM70 87H72V88H70ZM94 87V88H95ZM144 87H146V89L144 88ZM151 87H152V89H151ZM199 87V88H198ZM210 87V88H209ZM216 87H218V90H219V88H220V90L219 91H217V92H212V91H216ZM230 87V88H229ZM251 89H250V88ZM263 87V88H262ZM12 88V89H11ZM37 88V87H36ZM46 88H47V90H46ZM65 88V89H64ZM66 88H67V90H66ZM74 88V89H73ZM97 88V87H96ZM144 90H143V89ZM173 88H175L176 89V91H173L174 89ZM182 88V89H181ZM204 88H207L206 90L204 89ZM254 88H255V90H254ZM11 89V90H10ZM14 89V91H12ZM68 89H70V91L68 90ZM148 89V90H147ZM157 89V88H156ZM155 89V90H156ZM172 89V90H171ZM178 89H180V90H178ZM183 89H184V91H183ZM210 89V90H209ZM225 91H224V90ZM232 89L234 90V91H232ZM246 89H248V91L246 90ZM252 89H253V91H252ZM257 89V90H256ZM25 90V91H24ZM29 92H28V91ZM40 90H42V91H40ZM62 90V91H61ZM188 92H187V91ZM190 90H191V93H190ZM197 90V91H196ZM199 90V91H198ZM205 91L204 93H202V94H200L201 92H203V91ZM243 90V91H242ZM258 90H260L259 92H258ZM20 91V92H19ZM33 91V92H32ZM47 91H49V92H47ZM59 91V92H58ZM73 91V92H72ZM148 91V92H147ZM175 92V93H173V92ZM180 91V92H179ZM222 91H224V92H222ZM247 91V92H246ZM251 91V92H250ZM24 92V93H23ZM46 92V93H45ZM53 92V91H52ZM61 92V93H60ZM151 93V95H149L148 94V96H147V93ZM193 92V93H192ZM197 92H198V94H197ZM213 94H212V93ZM219 92L221 93L222 92V94H219ZM231 94H230V93ZM235 94H234V93ZM239 92V93H238ZM244 92V93H243ZM252 92H253V95H252ZM30 93V94H29ZM58 93H59V96H58ZM73 93H75V94H73ZM146 93V94H145ZM155 93V94H154ZM168 93H170V94H168ZM171 93H172V95H171ZM211 93V94H210ZM227 93V94H226ZM233 93V94H232ZM249 93V94H248ZM257 93V94H256ZM263 93V94H262ZM40 95V96H38L37 98H36V96L37 95ZM80 94V95H79ZM114 94V97L112 98V96H111V99L110 98H108L109 99V101L111 100L112 102H114L115 104H116V102H118V101H120L119 100V98H120V96H117V100H114V98L116 99V94H117V92L116 93H113ZM121 95V93L119 92L117 95ZM205 96H204V95ZM208 94V95H207ZM215 94H217V95H215ZM230 94V95H229ZM244 94V95H243ZM256 94V95H255ZM262 96H261V95ZM32 95H35V98H34V96H32ZM75 95H79V99L80 100H78V99H76L77 98V96H75ZM153 95H154V97H153ZM190 95V96H189ZM201 95V96H200ZM211 95H213V96H211ZM214 95H215V98H212V97H214ZM223 97V99H222V103L224 104V105H226V104H228V106H232V105H234L233 107H234V109H235V111H234V109H232L231 111L233 112H230V114H228V115H230V116H228L227 117V119L225 118L224 119V117H226V115H227V112H226V110L224 111V113L226 114L225 116H224V113L223 114H220L216 109H215V107L216 106H218L217 104L221 101V98L219 97ZM222 95V96H221ZM227 95H228V98H226L227 97ZM247 95V96H246ZM250 95L251 96H253L254 97V99L255 98H257L256 100H254L253 99V97H250ZM260 97H259V96ZM17 96V97H16ZM29 96V97H28ZM46 96V97H45ZM70 96V97H69ZM80 96H81V98H82V100H81V98H80ZM89 96V97H88ZM122 96V95H121ZM155 96H156V98H155ZM174 96H176L175 98H174ZM181 96V97H180ZM185 96V97H184ZM189 96V97H188ZM194 96V97H193ZM208 96V97H207ZM209 96L211 97V98H209ZM217 96H218V98H220V99H216L217 98ZM241 96V97H240ZM255 96H258V97H255ZM15 97V98H14ZM33 97V98H32ZM42 97H43V99H42ZM186 97H188V98H186ZM192 97V98H191ZM207 97V98H206ZM244 97V98H243ZM249 97V98H248ZM18 98V99H17ZM48 98V97H47ZM154 98V99H153ZM170 98H171V100H170ZM204 98V99H203ZM206 98V99H205ZM248 98V99H247ZM252 98V100H250V101H252V103H253V100L255 101L254 103H255V105H254V103H253V105H252V103L250 102V101H248L249 99H251ZM9 99V100H8ZM10 99L11 100H17L18 102H20V103H23L22 104V108L24 109H22L23 110V112L21 111V109H18V108H20L21 107V104L20 105H18V107H14V104H13V102L11 101L10 102ZM32 99V100H31ZM63 99V101H61ZM75 99V100H74ZM94 99V100H93ZM174 99V100H173ZM179 99V100H178ZM182 99H184V100H182ZM186 99V100H185ZM191 99V100H190ZM194 99H195V101H199L201 104H200V106L202 107L201 109H200V106H197V105H199V102L198 103H195V105H193L194 104ZM201 99V100H200ZM211 99H214V100H211ZM216 99V100H215ZM226 99V100H225ZM229 99V100H228ZM234 99H236V100H234ZM23 100V101H22ZM68 100H71V101H73V103L70 101V103H69V101ZM85 100H87V101H85ZM182 100V101H181ZM204 101V103H202L203 101ZM206 100V101H205ZM209 100V101H208ZM211 100V101H210ZM218 100H220V101H218ZM223 100H225V101H223ZM64 101L67 103H65L64 104ZM77 101V102H76ZM81 101V102H80ZM90 101H91V103H93V105H90L91 103H90ZM93 101V102H92ZM178 101V102H177ZM181 101V102H180ZM184 101H188V103L186 102H184ZM216 101H218V103H216ZM230 101V102H229ZM246 101V104L244 103ZM25 102V103H24ZM27 102V103H26ZM50 104V105H48L47 107H46V105L48 104V103ZM63 102V103H62ZM77 104H76V103ZM107 102H108V100H107ZM111 102V103H112ZM167 102V103H166ZM183 102V103H182ZM191 104H190V103ZM207 102H209V103H207ZM213 102V103H212ZM239 103V104H236V103ZM257 102V103H258ZM74 104V105H72V104ZM79 103V104H78ZM83 103V104H82ZM85 103H86V105H85ZM171 103V104H170ZM185 103V104H184ZM212 103V104H211ZM221 102L219 103V104H222ZM235 103V104H234ZM251 103V104H250ZM258 103V104H259ZM12 104V105H11ZM19 104V103H18ZM69 104V105H68ZM71 104V105H70ZM171 106H170V105ZM187 104V106L188 107H186L185 105ZM190 104V105H189ZM203 104V105H202ZM205 104V105H204ZM208 104V105H207ZM242 104H245L244 106L242 105ZM247 104H249V105H247ZM257 104V105H258ZM63 105H64V107H63ZM88 105H90V106H88ZM94 105H96V106H94ZM184 105V109H185V107H186V110H188V111H186V110H184L183 108H181L182 106ZM194 106V108H195V106H197L198 107V109H197V107L195 108V109H193L192 108V106ZM242 105V106H241ZM28 106H30V107H28ZM66 106V107H65ZM73 106V107H72ZM84 106H88V107H84ZM92 106H94V107H92ZM168 106V107H167ZM190 106H191V108L194 110V113L192 112L193 110L190 108ZM207 106V109L206 108H203V107H206ZM220 106V105H219ZM227 106V105H226ZM225 106V107H226ZM241 106V107H240ZM49 107V108H48ZM56 107V108H55ZM69 107H70V112L68 111V109H69ZM76 107H78V110L77 109H75ZM89 107H91V108H89ZM98 107V108H97ZM127 107V106H126ZM129 107H132V106H128L126 109H125V111H123L122 112V115H124L123 116V118L125 117V115L126 114H128L127 112H129ZM173 107V108H172ZM212 107V108H211ZM237 107V108H236ZM249 107V108H248ZM251 107V108H250ZM45 108V109H44ZM49 110H48V109ZM88 108V110H86ZM100 108V110L102 111V112H100L98 109ZM182 110H181V109ZM239 108V109H238ZM241 108L243 109V111L241 110ZM25 109H27L26 111H27V113H25ZM28 109H29V111H28ZM51 109V110H52ZM55 109V110H54ZM192 111H191V110ZM200 109V110H199ZM204 109H206V110H204ZM250 109H252L253 110V112H252V110H250ZM62 110L64 111V113L65 114H63L64 115V117L62 116ZM71 110L73 111V112H71ZM171 110V111H170ZM176 110V111H175ZM183 110H184V112H183ZM189 110H190V113L191 114H188L189 113ZM196 110V111H195ZM212 110H214V111H212ZM237 110L239 111V112H237ZM241 110V111H240ZM55 111H57L59 114L61 113V116H62V119H60L61 117L59 116V114H57V112H55ZM60 111V112H59ZM99 113H98V112ZM178 111H181L180 113L178 112ZM198 111V112H197ZM29 112V113H28ZM54 112V113H53ZM90 112V113H91ZM188 112V113H187ZM208 112H210L209 114H208ZM213 112H215V117L217 116V114H218V118L216 117V119H215V117H214V119H212V116H214L213 114ZM241 112V113H240ZM246 112V113H245ZM10 113V114H9ZM25 113V114H24ZM50 113H52L51 115H50ZM176 113V114H175ZM185 113V114H184ZM199 113V114H198ZM205 113V114H204ZM243 113V114H242ZM29 115V116H27L26 117V115ZM71 114V116L69 117L68 115H70ZM181 114H183V115H181ZM192 114H194V115H192ZM198 116V117H200V116H202V115H209L211 118H210V121L213 123V121H214V123L212 124V125H209L208 127L210 128H206V130H208V132H206V130L204 131L205 133H208V137H207V134H205L204 132V134L201 136V135H199L197 132L195 133V131H197V130H195L194 128L195 127H193L192 125L194 124L195 125V122H196V119L198 118V117H196V115ZM212 114V115H211ZM252 116H251V115ZM67 115V116H66ZM76 115H78V114H76ZM173 115H175V116H173ZM192 115V116H191ZM235 117H234V116ZM241 115V116H240ZM9 116V117H8ZM11 116V117H10ZM127 116V115H126ZM172 116H173V118H172ZM185 116L186 117V120H184V118L183 117ZM190 118H189V117ZM195 116V117H194ZM244 116V117H243ZM3 117V118H2ZM6 117V118H5ZM8 117V118H7ZM181 117H182V119H181ZM223 119H222V118ZM238 117H239V119H244V121L245 122H247V123H250L249 124V129L248 128H245V130L242 128V129H237L238 130V133H237V131H234V128H233V125L239 120L238 119ZM246 117V118H245ZM253 119H252V118ZM255 117V118H254ZM22 118V119H21ZM193 118V119H192ZM220 118H221V120H222V122H221V120H220ZM9 119H11V120H9ZM20 119V120H19ZM66 119H68V120H66ZM73 119V120H72ZM125 119V118H124ZM173 121H172V120ZM229 119V120H228ZM237 119V120H236ZM23 120V121H22ZM27 120V121H26ZM30 120H31V118H30ZM66 120V121H65ZM69 120V121H70ZM183 120V121H182ZM191 120H195V122H193V121H191ZM220 120V122H216V121H219ZM234 120H235V122H234ZM250 120V121H249ZM257 120V121H256ZM11 121V122H10ZM19 121H21V122H19ZM25 121V122H24ZM62 121V122H61ZM65 121V122H64ZM232 121H233V123H232ZM252 121H254V122H252ZM10 124H9V123ZM48 122V123H47ZM224 122V123H223ZM64 123V124H63ZM80 123V122H79ZM162 123H164L163 125H164V127L162 128V125H160L161 127H159V124H162ZM166 123V124H165ZM178 123V124H177ZM222 124V127H220V125H219V128H223V129H219L218 128V124ZM226 123H227V125H226ZM232 125H231V124ZM81 124H83V122H81L80 123V125H79V129H82V131L84 130L85 132L82 134V135H84V136H87L88 134H89V132L88 131H90L89 130V128H85V129H83V127H82V125ZM184 124V125H183ZM187 125V128H186V125ZM217 125V127H216V125ZM229 124V125H228ZM64 125H66V128H64L65 126ZM115 125H118V124H114L112 127L114 128V127H116L117 129H118V127H119V129L121 128V125H118V127L117 126H115ZM223 125H226L225 126V128H224V126ZM23 126V125H22ZM71 126V125H70ZM81 126V127H80ZM169 126V127H168ZM173 126V127H172ZM230 126V127H229ZM232 126V127H231ZM24 127H27V126H25L24 125ZM54 127H56V128H54ZM175 127V128H174ZM116 128H114V129H116ZM161 128V129H160ZM167 128H169L168 130H167ZM174 128V129H173ZM193 128V129H192ZM114 129L112 130V131H114ZM116 129V130H117ZM118 129V130H119ZM143 129V128H142ZM145 129V128H144ZM163 129H165V130H163ZM170 129H173V130H170ZM186 129H189V130H186ZM192 129V130H191ZM216 133H214L212 130ZM215 129H217V130H223V131H217V130H215ZM226 131H225V130ZM232 129V130H231ZM69 130V129H68ZM68 130H64V131H68ZM110 130V133L112 132L111 131V129H109ZM115 130V131H116ZM158 130L159 131H161L162 130V134H161V132H158ZM185 130V131H184ZM194 130V133H192V131ZM247 130H249V131H247ZM59 131H60V129H59ZM81 131V130H80ZM86 131H87V133H86ZM104 130L103 129H100L99 130V132L100 133H103L104 134V132H103ZM112 132V133H116V132ZM167 131H168V133H167ZM170 131V132H169ZM172 131V132H171ZM221 132L220 133V136L221 137H223V138H221L220 136H218L219 135V133L217 134V132ZM234 131V132H233ZM69 132V131H68ZM164 132V133H163ZM178 132V133H177ZM184 132V133H183ZM191 132V133H190ZM209 132H210V134H209ZM249 132V133H248ZM53 133V132H52ZM171 133V134H170ZM212 133V134H211ZM223 133V134H222ZM240 133V134H239ZM55 134H54V136H55ZM87 134V135H86ZM164 134V135H163ZM183 134H184V136H183ZM189 134H194V135H196L197 134V137H195L194 136V138H195V140H194V138L193 137H191V135H189ZM222 134V135H221ZM9 135V134H8ZM166 135V136H167ZM179 135L181 136V137H179ZM213 135V136H212ZM214 135L216 136V137H214ZM224 135V136H223ZM251 135V136H250ZM253 135V136H252ZM57 136V135H56ZM151 135H150V137H149V140H153V141H155L154 140V138L152 137ZM217 136H218V140H217ZM256 136V137H255ZM152 137V138H151ZM210 137V138H209ZM213 137V138H212ZM252 137V139H250ZM28 138V136L26 137V139ZM54 138V137H53ZM162 138H159V139H161L162 140ZM200 138H201V140H200ZM204 138V139H203ZM215 138H216V140H215ZM256 138H258V139H256ZM29 139H30V142H33V138H32V140H31V137L30 138H28L27 140L29 141ZM157 140V141H160V142H158L161 146L163 145V146H168L167 145V143L164 145V139L162 140V144H161V140ZM174 139V140H173ZM199 141H198V140ZM214 139V140H213ZM221 139V140H220ZM179 140V141H178ZM213 140V141H212ZM220 140V141H219ZM6 141V142H5ZM165 141V142H166ZM171 141V142H170ZM174 143H173V142ZM195 141H197L196 143H195ZM202 141V142H201ZM211 141V142H210ZM217 141V147H216V145H215V142ZM219 141V142H218ZM250 141H253V142H250ZM255 141H257L256 143H255ZM3 142H5V143H3ZM250 142V143H249ZM128 143H131L132 144V142H130V141H128ZM201 145H200V144ZM214 143V147L213 146H211L212 144ZM254 143V144H253ZM130 144V146H134L135 144H133V145H131ZM176 144H177V146H176ZM203 144H205V145H203ZM252 144V145H251ZM260 144V145H259ZM3 145H5V146H3ZM86 145H87V143L85 144V149L87 150V153H86V150L84 149V147H81V148H79V146H76L75 148H73V147H71L70 148V152L69 153H67L66 151V153L64 154V153H62V155H61V158H60V160L58 161V163L60 164V165H58L59 167H60V170L58 169L59 167H57V165H56V163H55V165H56V167L57 168H54V166L55 165H53V169L52 168H50L49 167V164L48 165H46L45 167V169L42 167V168H37V166L36 165H34L33 166V164H32V166H28L27 165V163L26 162H28V160L26 161L25 160V166L23 167V169H22V173H23V175L25 174V175H28V176H32V177H34V175H37V174H39V172H40V176L42 177V181H44L45 182V186H47L48 187V189L51 191L50 193H52V194H56V193H58V194H60V195H67V194H70V195H73L74 196V198H76V200L74 199L72 202H70V204H71V206H70V208L72 209L73 207H74V209L73 210H81V209H83L84 208V202L82 201L81 202V200H82V195L83 194H85L86 193V191H88L89 189H91V190H93L92 188H91V186L93 185V184H99V183H101L102 181H104V180H102L101 178H99L98 176H93V177H91L92 179H89L86 175H85V172H84V168L85 167H87V166H89L88 164H90L94 159H95V152L96 151H94L95 149H90L88 146L86 147ZM84 146V145H83ZM201 146H203V148L201 149ZM205 146V147H204ZM250 146V147H249ZM170 147V146H169ZM200 147V148H199ZM252 147H253V149H252ZM73 148V149H72ZM79 148V149H78ZM89 150H88V149ZM190 148H192L191 150H190ZM48 149V151H49V149L50 148H47ZM75 149H76V151H75ZM83 149V150H82ZM176 149V150H175ZM187 149V150H186ZM195 149V150H194ZM252 149V150H251ZM25 150V149H24ZM72 150H74V153H73V151ZM85 150V151H84ZM179 150V151H178ZM208 150V151H207ZM7 151V150H6ZM72 151V152H71ZM81 151H84L82 154H84V155H81ZM191 151V152H190ZM207 151V152H206ZM240 151H241V153H240ZM8 152V153H7ZM7 152H5L4 154V156H6V158H7V162H8V165L10 164L12 167H14L13 166V164H15V162L13 161V158L11 157V156H13V154H12V152L9 150V151H7ZM77 152H80L79 154H76ZM93 152V153H92ZM179 152V154H177ZM239 152V153H238ZM25 153V154H24ZM28 153V154H27ZM30 153H32V157L35 155L34 154V152H33V147H32V150H31V148L30 147H27L26 148V150L25 151H23V155L25 156L26 154H27V156H25L24 158L25 159H29L30 158ZM70 153H73V155H70ZM89 153V154H88ZM180 153H181V155H180ZM206 153V154H205ZM224 153V154H223ZM244 153V154H243ZM10 154H12V155H10ZM67 154V155H66ZM87 154V155H86ZM198 154V155H197ZM230 154V155H229ZM234 154V155H233ZM242 154H243V156H242ZM250 153H249V155H251ZM89 155V156H88ZM90 155H92V157L90 156ZM179 155V156H178ZM29 156V157H28ZM39 156V155H38ZM64 158H63V157ZM70 156L72 157V158H70ZM201 156V157H200ZM67 157V158H66ZM199 157V158H198ZM212 157V158H211ZM249 157V158H248ZM256 159H255V158ZM254 157H252V155H251V158L253 159V160H255V161H258V162H260V160H261V162L262 163H264V151H263V155H262V153H260V154H257V156H254ZM260 157V158H259ZM91 158V159H90ZM247 158H248V160H249V162H248V160H247ZM258 158H259V160H258ZM13 161V162H11V160ZM73 159V160H72ZM203 159V160H202ZM10 160V161H9ZM72 162H71V161ZM115 160V159H114ZM119 159H117V160H115L114 162V164H115V168H118V167H121V163H123L124 161H122V160H119ZM192 160V159H191ZM213 160V161H212ZM91 161V162H90ZM70 163H71V165H70ZM51 164V163H50ZM69 164V165H68ZM85 164H87L86 166H85ZM73 165V166H72ZM124 165V164H123ZM237 165H238V163H237ZM47 166H48V168H47ZM134 167H135V165H133ZM239 166V165H238ZM17 167V166H16ZM65 169H64V168ZM136 167H137V165H136ZM244 167V166H243ZM246 167V166H245ZM5 168V166H1V168H0V170H3ZM52 169V171H56V172H52L50 169ZM57 169V170H56ZM38 170H39V172H38ZM50 170V171H49ZM59 170V171H58ZM62 170V171H61ZM68 171H70V173H68ZM42 172V173H41ZM51 174H50V173ZM58 172V173H57ZM65 172V173H64ZM138 172H139V174H140V182L139 181H135V179H132L131 180V186L134 188V190H135V192H136V194H137V196L139 197V200H138V202H133V203H129V202H125L126 203V205H127V208H126V210H125V207H126V205H125V203H122V202H124V201H122V198H121V196H114V198H113V200H120L119 202L120 203H122L123 204V206H118L119 208H118V210H117V207L116 208H114V211L112 212L110 209H109V207L106 209V212L110 215H112L113 217V221H114V224H111V223H104V224H102V226H101V228H102V231H103V234H102V239L100 238V240H102L103 242H105L104 244H109L110 245V247L111 248H109V249H107V250H102V249H100L99 247H96V246H92L87 240H84V239H86V237H84L83 235H82V233L80 234V231H79V229L77 228V227H75V226H73L72 227V225H70L71 223H70V220H68V219H61V218H58L57 219V221L56 220H54V222L56 223L55 224V227L57 226V228H56V230H55V236L56 237H59L62 241L63 240H72L73 242H74V245H76L75 246V249H76V251H75V254H74V257H73V255L70 253V251H68V250H66V249H64V247H62L60 244V246L57 244V242L56 241H54V240H52V239H49L48 237H43V235H41V234H38V235H40V236H38V235H36V236H34V235H31L30 233H28V234H26L24 237H23V241H24V244L23 245H20V244H18L15 240H14V234L12 235L11 233H13V231L9 228V227H6V225H7V219L5 218V216L3 217V215H4V213H3V211H2V208L0 209V246H1V248H0V250H1V254H6V253H15V257L18 259V260H24V259H33V257H34V255H35V252H34V250H35V248H36V246H38V247H41L40 245H42V247H41V249H42V256H43V258H44V256H45V258L44 259H46L47 258V262L46 263H48V264H99V262H98V259L99 258H102V260H104V264H145V262L146 263H150V264H171V263H175V264H191V262L193 261V259L196 261H199V262H204V261H210V260H212V255H213V252H214V247H213V241L216 239V240H218V241H220V242H222V244L224 245V246H229V248L232 246L233 248H234V252L235 251H241V250H243V249H245V248H249V247H251V245H252V239H251V237L249 236V235H247V234H244V233H242L241 231H238V230H236L235 228H233L232 227V225H231V223L229 222V220H226V219H223V218H219V217H217V215L216 214H214L212 211H210L209 209H208V200L205 198V195L203 194V192L202 191H200V190H196V189H187L186 190V194H187V196L186 197H180L178 194H175V192L172 190V189H170V188H167V186H165V185H163L162 184V182L160 181V179L157 177V176H154L152 173H150V172H148V171H146L145 169H143V168H140L139 170H138ZM53 173V174H52ZM54 173H55V176H58V177H55L54 176ZM45 174H47V175H45ZM61 174H63L62 176H64L65 174L67 175H69V174H71L72 175V178L73 179H75L74 180V189L78 192V194H76V195H78V196H76L73 192H70L69 190H67L65 187H63L64 185H63V183H62V181H61V179L59 178V177H61L60 175ZM49 176H52V178H51V180H49L50 178H49ZM48 177V178H47ZM54 177H55V179H54ZM46 178L48 179V180H46ZM55 180V181H54ZM4 181V183L6 182V183H11V184H14V181H18L15 177H11V176H7V177H5V179L3 180ZM50 181V182H49ZM52 181H54V184H52L53 182ZM52 182V183H51ZM55 182H56V184H55ZM4 183L2 184V183H0L1 185H4ZM59 183V184H58ZM17 184V183H16ZM15 184V185H16ZM42 184H44V183H41L39 180H34V182H33V186L35 187V189H36V191H38V193L40 192V191H42V189H43V186H42ZM51 185V187L50 186H48V185ZM161 184V185H160ZM0 185V186H1ZM13 188H15V186L13 187ZM157 188V189H156ZM16 189L17 188H15V190L13 189L12 191V193L14 194V195H19V190L17 189V191H16ZM240 190H241V193H242V195L243 196H245V197H248V198H254L257 202H259V204H260V206L262 207V208H264V190L257 184V182H254V183H251V182H249V181H247V184L246 185H243V184H241V186H240ZM55 191V192H54ZM161 191V192H160ZM164 191V192H163ZM171 194L172 193V196L174 197H172L169 193ZM166 193V194H165ZM163 194H165L166 196H164ZM170 196V198H171V200H172V203L171 204H169V207L167 206V202H166V200H167V198ZM164 197V198H163ZM81 199V200H80ZM46 202V201H45ZM44 202V203H45ZM69 204V205H70ZM122 204H120V205H122ZM131 205V206H130ZM43 206V209H44V207H45V211H43V212H46V213H51V212H53L51 209H50V207L49 206H45V204H43L42 205ZM121 207H123L124 209H122ZM6 208V207H5ZM121 208V209H120ZM130 208V209H129ZM11 209L13 210V207H10V208H6L5 210H7L8 212L9 211H11ZM150 209H152L151 211H150ZM113 210V209H112ZM123 210H125V211H123ZM121 211H123V212H125V213H123L122 214V212ZM127 211V212H126ZM109 212H111V213H109ZM6 215V214H5ZM21 218V217H20ZM19 218V220L21 221V224H25L24 226H27V228H29L28 230H30L31 228H32V230L33 229H35L33 226H32V220L29 218L28 220L25 218V220H27V221H23L24 220V218H23V220L22 219H20ZM24 223H23V222ZM26 222V223H25ZM58 224V225H57ZM31 227V228H30ZM258 229H259V231L262 233V238H260L259 239V241L255 244V248H254V252L256 253V255H258L260 258H264V255L262 254V252H261V248H258V246H264V221H262L261 223H260V225H259V227H258ZM36 230V229H35ZM11 234V235H10ZM13 236V237H12ZM82 236L84 237V238H82ZM48 240V241H47ZM115 240H117V242L115 241ZM54 241V243L52 244V242ZM84 241H86L85 243H84ZM35 243V244H34ZM37 244V245H36ZM36 245V246H35ZM79 245V246H78ZM28 246H30L29 248H28ZM50 247V248H49ZM34 250H33V249ZM33 251V252H32ZM33 253V254H32ZM49 253V254H48ZM47 256V257H46ZM76 256V257H75ZM74 258H76V259H74ZM45 261V260H44ZM97 262V263H94V262ZM171 262V263H170Z\"/></svg>","mask_w":264,"mask_h":264}]
</instances>
